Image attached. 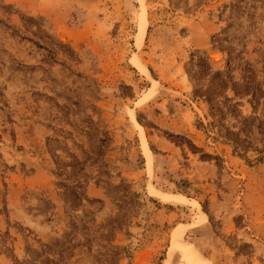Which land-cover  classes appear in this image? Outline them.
<instances>
[{"label": "rangeland", "instance_id": "374dc122", "mask_svg": "<svg viewBox=\"0 0 264 264\" xmlns=\"http://www.w3.org/2000/svg\"><path fill=\"white\" fill-rule=\"evenodd\" d=\"M143 4L0 0V264H264V0Z\"/></svg>", "mask_w": 264, "mask_h": 264}, {"label": "bare ground", "instance_id": "6f19581e", "mask_svg": "<svg viewBox=\"0 0 264 264\" xmlns=\"http://www.w3.org/2000/svg\"><path fill=\"white\" fill-rule=\"evenodd\" d=\"M139 1H140V5H141L142 14H144V4H143V0H139ZM142 18L145 19V17L141 16V19ZM144 19L142 21H140V26H139V31H138V37H137V39H138V41H137L138 46H139L140 43H142L143 38H144L145 33H146V22H145ZM132 63H133L132 65L137 70H139L142 74L146 75L153 82L152 77L149 75V73L146 70V68H144L142 66L143 64H141L137 58L133 57L132 58ZM149 97H150L149 94L146 95V96H143L141 99L138 100V102H144L145 100H148ZM130 117H131L132 121L135 123V125H136V127L138 129L139 137H140V143H141V147H142V150H143V154H144V156H145V158L147 160V166L149 168H151L152 153H151L150 149L148 148V145H147V142H146V139H145V136H144V130H143V128L139 124L136 123L133 112L130 113ZM148 191H149V193L151 195L156 196V197H160V198H162L165 201H171V202L173 201V202H181V203L189 202L199 212L201 210L200 209V205L196 201L191 200V199H188V198H186V197H184V196H182L180 194H173L172 193L171 195L170 194L168 195V194H165V193H162V192L157 191L152 186H149ZM171 241L181 251V256H182L181 258L183 260V264H204L197 256H195L193 254V252L188 247V245L183 241L182 234H177L176 236L172 237Z\"/></svg>", "mask_w": 264, "mask_h": 264}]
</instances>
